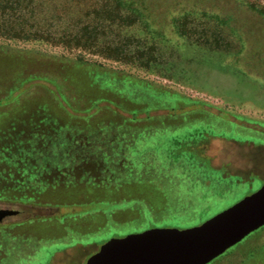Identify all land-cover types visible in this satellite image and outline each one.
<instances>
[{
	"label": "rangeland",
	"instance_id": "374dc122",
	"mask_svg": "<svg viewBox=\"0 0 264 264\" xmlns=\"http://www.w3.org/2000/svg\"><path fill=\"white\" fill-rule=\"evenodd\" d=\"M0 264H86L264 184V0H0ZM208 264H264V226Z\"/></svg>",
	"mask_w": 264,
	"mask_h": 264
},
{
	"label": "water",
	"instance_id": "95a60500",
	"mask_svg": "<svg viewBox=\"0 0 264 264\" xmlns=\"http://www.w3.org/2000/svg\"><path fill=\"white\" fill-rule=\"evenodd\" d=\"M17 214L0 209V222ZM263 226L264 184L198 226L150 229L111 239L86 264H208Z\"/></svg>",
	"mask_w": 264,
	"mask_h": 264
},
{
	"label": "trees",
	"instance_id": "16d2710c",
	"mask_svg": "<svg viewBox=\"0 0 264 264\" xmlns=\"http://www.w3.org/2000/svg\"><path fill=\"white\" fill-rule=\"evenodd\" d=\"M116 1H149V0H116ZM0 176H1V172H0Z\"/></svg>",
	"mask_w": 264,
	"mask_h": 264
},
{
	"label": "flooded vegetation",
	"instance_id": "af4514ba",
	"mask_svg": "<svg viewBox=\"0 0 264 264\" xmlns=\"http://www.w3.org/2000/svg\"><path fill=\"white\" fill-rule=\"evenodd\" d=\"M20 214V211H18V214L17 215H19ZM17 215H14V216H17Z\"/></svg>",
	"mask_w": 264,
	"mask_h": 264
}]
</instances>
